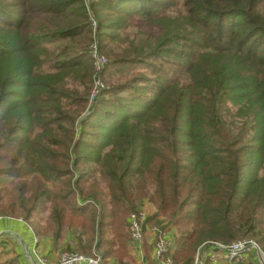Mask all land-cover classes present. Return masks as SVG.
<instances>
[{"label":"trees","instance_id":"16d2710c","mask_svg":"<svg viewBox=\"0 0 264 264\" xmlns=\"http://www.w3.org/2000/svg\"><path fill=\"white\" fill-rule=\"evenodd\" d=\"M146 198L176 264L242 238L264 253V0H0V217L30 227L49 203L55 240L87 220L104 264Z\"/></svg>","mask_w":264,"mask_h":264},{"label":"built area","instance_id":"2783aa9c","mask_svg":"<svg viewBox=\"0 0 264 264\" xmlns=\"http://www.w3.org/2000/svg\"><path fill=\"white\" fill-rule=\"evenodd\" d=\"M91 2L92 0H85L87 7ZM88 12L90 15V10H88ZM90 24L94 30L96 21L92 15L90 17ZM90 54L93 59L95 73L93 85L89 94V102L92 103L97 99L101 90L105 87L100 72L107 63V59L99 53L96 42L90 45ZM142 206L143 205L128 214L126 229L129 238L136 246H140L143 243L145 232L148 227L152 234V264H176L172 257L173 243L171 238L169 239L167 237V232L161 224L155 223L148 226L149 217L145 208ZM1 219L0 217V220ZM19 221L22 222V219H19ZM34 244H37L36 239L34 240ZM137 251H139V247ZM252 253L258 257L260 264H264V253L251 239H238L228 245L211 242L197 249L196 253L190 259V264H242ZM33 259L32 264H103L96 253L86 255L79 252H61L57 260L52 262L47 257L40 255L35 249Z\"/></svg>","mask_w":264,"mask_h":264},{"label":"crops","instance_id":"0c3cea01","mask_svg":"<svg viewBox=\"0 0 264 264\" xmlns=\"http://www.w3.org/2000/svg\"><path fill=\"white\" fill-rule=\"evenodd\" d=\"M144 206V205H143ZM144 208H146L144 206ZM146 210V209H145ZM154 213L152 216H148V226L158 223L160 219L155 217L154 208L151 209ZM147 212V211H146ZM148 215V214H147ZM0 220V261L5 262L7 260L16 259L18 264H32L34 257V250L47 257L50 261L55 262L59 257L60 249L56 247L49 238H41L35 236L32 229L20 218L1 217ZM166 232L167 237L172 240L174 236V228L171 224H161ZM36 239L37 244H34ZM137 251L135 264H152L153 249H152V234L151 231L146 229L145 238L140 246H136ZM249 257V256H248ZM247 257V258H248ZM191 260L183 264H190ZM106 264H114L108 261Z\"/></svg>","mask_w":264,"mask_h":264},{"label":"rangeland","instance_id":"374dc122","mask_svg":"<svg viewBox=\"0 0 264 264\" xmlns=\"http://www.w3.org/2000/svg\"><path fill=\"white\" fill-rule=\"evenodd\" d=\"M96 184L102 189L103 193H107V187H106L105 182H102L101 179L99 178ZM148 189H149V194H151L153 190V184L148 183ZM142 203H143L142 205L146 207L145 209L147 211L148 216L149 217L152 216L154 213L151 211V209L154 207L150 203V199L146 198ZM144 206L142 207L144 208ZM45 207H46L45 210H42L41 212L34 214L30 221L31 229L33 231H37V233L34 232L36 233L35 236L41 237V238H49L51 242L60 249V252H79V253L86 254V255L88 254L91 255L96 252L94 250V246H96V241H94L91 244L89 241L90 236L87 233H83L81 234L80 237H78V235L80 234V230H81V227H80L81 224L87 221L81 218L76 219L77 222L74 223L73 229L66 228L63 231L61 238H59L58 240H55L53 234L49 231L47 232L48 227H49V222L51 219L50 204L47 203ZM129 213H127V215L125 216V220L123 224V232L128 237V240L124 244L125 246L123 248L124 250H122L121 248L118 247L117 244H115L114 247H117V248H115L114 250L116 252V256L118 255L119 258L118 260L116 258H111L108 260L114 264H120L118 261H121V264H135V262L133 261V258L135 260L136 252H137L136 245L129 238V235L126 229V220H127ZM165 223H168V220H166L165 218L160 219L158 221V224H165ZM112 238H113V233H108L105 235L106 240H111ZM79 247H83V251L78 250ZM249 259H253L254 263H257V261H259V259L255 260L253 257L246 258V261Z\"/></svg>","mask_w":264,"mask_h":264}]
</instances>
